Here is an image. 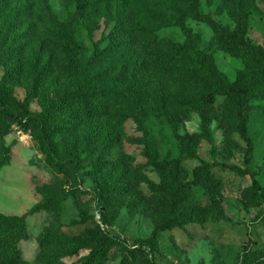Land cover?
<instances>
[{
	"label": "rangeland",
	"instance_id": "374dc122",
	"mask_svg": "<svg viewBox=\"0 0 264 264\" xmlns=\"http://www.w3.org/2000/svg\"><path fill=\"white\" fill-rule=\"evenodd\" d=\"M6 1L8 9L0 18L16 23L6 49L19 55L22 71L10 100L0 107V141L11 157L0 169V214L25 220L29 237L18 245L23 264H81L106 235L99 264H264V203L252 190L256 181L259 193L264 192V81L257 82L258 97L247 113L253 144L248 167L247 142L235 124L231 129L233 112L219 98L211 110L160 119L148 115L142 125L127 119L116 128L120 139L114 146L94 143L90 124L70 110L64 119L75 122L76 129L56 134L53 149L60 160L78 158L80 169L65 164L57 170L40 149L37 136L43 127L23 108L28 88L47 66L45 95L51 105L60 101L55 85L78 90L95 74L92 60L106 48L108 32L95 14H81L75 0H69L68 11L61 0ZM181 1L188 18L180 26L161 29L159 38L166 45L199 50L218 81H234L243 64L216 40L218 31L236 27L230 9L224 0ZM231 2L249 10L246 40L264 52V0ZM54 19L64 22L77 41V69L53 38ZM3 75L0 67V82ZM34 92L29 111L39 114L41 89ZM113 94L120 104L127 97L122 87L113 88ZM146 144L156 155V167L145 156ZM93 160L101 166L90 175ZM115 188L128 192L119 196ZM49 229L64 244L77 238L78 253L67 255L52 245L41 248L40 238ZM152 237L156 247H142Z\"/></svg>",
	"mask_w": 264,
	"mask_h": 264
},
{
	"label": "trees",
	"instance_id": "16d2710c",
	"mask_svg": "<svg viewBox=\"0 0 264 264\" xmlns=\"http://www.w3.org/2000/svg\"><path fill=\"white\" fill-rule=\"evenodd\" d=\"M66 11L69 10V0H61ZM79 12H88L99 17L107 29L109 42L104 50H98L92 60L90 74L84 84L78 89L62 88L57 85L54 91L60 101L50 104L45 95V81L49 76V67L45 66L37 75L36 83L28 88V96L23 108L29 119L43 127L37 139L46 160L57 170L65 164H70L74 170H79V159L67 157L60 160L53 149V137L56 134H67L76 129L75 122L64 119L68 111H74L91 126L94 143L114 146L119 141L116 128L127 119H133L142 125L148 115L157 119L168 114H180L199 110H211L222 98L233 112L232 125L247 142L245 164L251 162L253 144L247 136V113L249 106L257 99L255 88L259 80L264 81V52L246 40L248 31V11H243L231 0H224V5L230 9L236 20L233 30L218 31L217 44L227 54L239 59L243 64L240 75L232 82L218 81L215 69L210 65L207 56L199 50L180 43L166 45L159 38L158 32L168 26H180L188 18L187 6L181 0H75ZM8 9V1L0 0V12ZM5 21L0 18V67L4 75L0 82V107L10 100V91L19 80L22 64L19 55L6 49L10 34L16 23L13 19ZM53 38L61 46L64 59L70 62L74 69V57L78 49L77 41L64 23L54 19ZM104 56V57H102ZM79 72V70L77 71ZM112 80V81H111ZM98 86H102L98 89ZM199 93L195 97L190 89ZM122 87L127 95L123 103L119 96L113 94V88ZM41 89L39 114L31 113L29 105L36 96L34 90ZM149 106L150 112L146 109ZM102 139V140H101ZM145 156L150 164L158 166L157 158L146 144ZM10 149L0 141V169L10 164ZM95 170L100 169L98 160L92 161ZM254 195L261 204L264 203V192L256 181H253ZM110 188V187H109ZM108 189V187H105ZM116 193L119 196L128 192ZM100 191L98 195L100 197ZM99 219H102L98 215ZM54 230L49 229L40 238L41 248L49 245L65 251L67 255L77 254L76 246L79 240L57 238ZM27 226L23 217H7L0 214V264H23L18 248L22 240L28 239ZM109 235L103 237L81 264H99L105 253ZM142 247L153 249L157 245L155 237L142 242ZM50 261H54L52 258Z\"/></svg>",
	"mask_w": 264,
	"mask_h": 264
}]
</instances>
